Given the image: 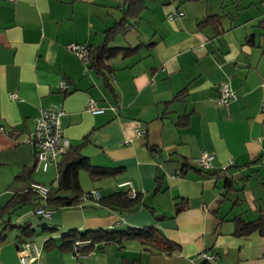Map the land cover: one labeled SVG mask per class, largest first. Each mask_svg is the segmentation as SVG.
<instances>
[{"label": "crops", "instance_id": "0c3cea01", "mask_svg": "<svg viewBox=\"0 0 264 264\" xmlns=\"http://www.w3.org/2000/svg\"><path fill=\"white\" fill-rule=\"evenodd\" d=\"M126 9L111 45L133 49L115 51L106 79L66 44L102 43ZM180 9L181 17L166 18ZM208 14L221 24L199 25ZM262 81L264 0H0V206L31 181L57 182L55 165L35 167L30 141L35 117L53 106L70 145L82 143L91 165L113 171L92 179L80 168L79 192L139 195L132 210L84 200L49 218L35 214L40 200L32 198L6 215L14 227H3L0 264H21L22 242L39 248L26 264H199L207 254L214 264H264V232L234 234L237 217L264 214ZM222 83L237 95L227 108L216 101ZM89 98L105 110H87ZM204 150L213 154L209 170L196 161ZM143 226L177 249L137 238L86 254L60 247L71 229Z\"/></svg>", "mask_w": 264, "mask_h": 264}, {"label": "trees", "instance_id": "16d2710c", "mask_svg": "<svg viewBox=\"0 0 264 264\" xmlns=\"http://www.w3.org/2000/svg\"><path fill=\"white\" fill-rule=\"evenodd\" d=\"M127 16L128 11L126 9L123 11L121 18L118 21L114 22L112 25L108 26L105 29V36L102 43L94 46H87L88 56L86 62H88L89 67L106 76V79L108 78V73L112 70L110 59L115 51L120 48V50H122L125 55H128L133 49L130 47H118L111 45V41L116 29L120 25L125 24ZM221 18L222 16L217 14H208L205 19L199 22V25L208 23L213 24L215 27H217V24L221 22ZM81 145L82 143L74 147L70 145L66 149V151L59 155L60 158L57 159L55 164L57 169V182L55 184L47 185L48 192L45 195L39 194L29 186V189L26 193L15 194L6 205L0 206V240H3L6 237L4 228L14 227L13 225L11 226L8 223L9 218H6V215L16 210V207L29 202L32 198L40 200V202L36 204L35 208L44 206L52 208L54 209V211L63 207L81 205L84 200H93L89 195H87L84 199L82 198L81 195L83 194V192H79L77 183V171L80 168L87 170L89 176L92 179H97L104 175L112 174L113 171L106 168H97L91 165L89 160L81 154ZM226 177V184H228L229 177L228 175H226ZM65 191L71 192V195L63 194L65 193ZM138 197L139 195L137 193L135 194V196H130L128 195L127 190H117L107 195L101 194L99 199L93 201L99 205L110 207L113 209L132 210L138 202ZM234 226V234L237 236L247 235L256 230L259 232H264V214L260 215L254 220H245L243 218L237 217L235 219ZM64 236L65 239L60 244V247L69 250H71L75 240L89 239L88 243L83 244L79 247L78 252L80 254L92 252L93 250L99 248L101 244H105L111 241L121 243V241L126 238H137L144 245L152 246L166 252H171L178 247L175 243L166 238L154 226L129 228L126 231L98 229H86L81 231L77 229H71L65 232ZM50 243L51 242H49L48 240L44 245H48ZM199 264L214 263H212V261L207 258V260H203Z\"/></svg>", "mask_w": 264, "mask_h": 264}, {"label": "built area", "instance_id": "2783aa9c", "mask_svg": "<svg viewBox=\"0 0 264 264\" xmlns=\"http://www.w3.org/2000/svg\"><path fill=\"white\" fill-rule=\"evenodd\" d=\"M183 15L182 10L168 12L166 18L169 20H176ZM67 48L73 50L81 58L82 61H87L88 47L86 44L77 42H69L66 44ZM264 84V81H262ZM61 91H65L67 88V82L61 80L59 83ZM235 90L228 84L222 83L218 87V95L216 101L218 104L228 107L229 103L236 98ZM261 110H264V99L261 101ZM86 109L92 113H101L105 110V106L99 105V103L89 98L87 101ZM62 109L59 106H53L51 108L41 109L39 114L35 117L33 125L31 127L30 141L35 147V167L42 170H46L50 165H55L60 154H62L70 146L69 139L64 136L60 124V116ZM0 126V130H2ZM141 133V131H139ZM213 154L207 151H202L196 158L197 164L203 169L211 168V159ZM129 181L119 183V185H126ZM30 188L35 190L41 195H45L48 192V186L38 181H31L29 184ZM128 195L135 196L134 190H127ZM89 195L93 200L100 198L101 193L97 189H92L84 192L81 196L86 198ZM35 214L45 218H49L54 209L49 207H36L34 209ZM89 242V239H78L75 240L71 250L74 254H80L78 249L81 245ZM39 253V248L30 242H22L17 247L16 254L21 264H26L29 261L36 258ZM208 259H214L213 254L205 255Z\"/></svg>", "mask_w": 264, "mask_h": 264}]
</instances>
